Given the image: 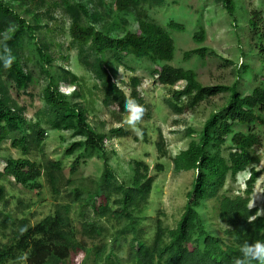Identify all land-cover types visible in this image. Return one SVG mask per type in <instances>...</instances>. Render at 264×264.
<instances>
[{"label": "rangeland", "instance_id": "1", "mask_svg": "<svg viewBox=\"0 0 264 264\" xmlns=\"http://www.w3.org/2000/svg\"><path fill=\"white\" fill-rule=\"evenodd\" d=\"M4 1H8L15 13L26 22L20 27L17 19H13L12 15H3L0 10V46L9 48L27 75V80L20 87L11 67L4 68L0 60V99L24 118L22 127L10 129L1 143L0 188H3L4 196H0V221L5 212L11 211L36 223L52 211L55 203L45 177L41 178V187L31 189L16 184L14 179L4 174L7 159L22 156L20 149L15 148L12 142L23 132L31 136L40 127L44 130L39 145L33 147L27 157L43 164L48 160L60 161L66 178L70 175L75 158L80 156L81 163L72 175L74 183L65 187L67 192L81 183L94 187L95 182L103 176L105 163L100 153L82 147L71 154L67 153L68 148L74 142L83 140L84 136L78 135L75 130L53 128L51 125V107L44 99V90L51 78L46 69H51L59 90L72 102L81 105L87 103V121L98 132L108 134L106 159L114 170L116 168L118 182L130 181L134 160H143L149 165V174L154 181L148 204L142 211H136L140 217L138 230L144 227L142 235L150 238L155 233L154 224L158 218L167 227L176 226L196 172L194 169L176 170L173 156L187 148L192 139H199L205 121L213 111L226 105L230 92L205 98L194 108L175 113L166 100L172 97L174 90L181 89L184 82L162 85L157 74H154L157 65L149 58L107 52L105 58L112 80L124 89L128 97L132 90V78L138 76L141 80L138 91L144 101L140 103L144 114L137 124L140 129L137 134L126 123L127 112L113 114V111H118L117 106L109 109L102 104L103 91L99 80L81 60L82 54L91 62L95 54L89 45L82 46L73 39L70 31L72 22L78 19L84 25L92 24L98 30L108 31L113 37H120L127 32H139L140 20L162 26L176 20L185 29L170 30L175 44L174 58L170 64L194 70L204 85L237 83L239 90L247 94L256 86L264 87V56L261 50L264 0H235L234 18L229 16L223 0H131L125 9L118 7V0ZM254 10L263 18L258 30L251 29L249 24ZM26 24H30L32 29H28ZM201 29L205 30V35L201 41H197L195 34ZM196 48H206L207 51L204 55L192 53L186 58L185 53ZM37 122L39 126L33 128ZM116 127L122 128V131L111 133ZM252 127L260 130L259 126ZM262 130L264 133V126H261ZM159 131L168 147V154L162 158L156 147ZM254 151L261 155L260 162L255 164L260 175L254 183L250 205L257 206L260 214H264V135L262 145H256ZM227 152L226 145L223 154ZM158 162L164 165L161 171L155 167ZM249 174L250 170L247 169L235 178L228 176L222 191L231 195L241 194L246 188ZM20 200L30 203L31 207L24 210L20 209L21 206L18 208ZM212 205L211 201H206L199 209L208 228L225 239V225L215 215ZM73 210L79 237L86 241L87 238L81 234L85 219L106 226L101 233L109 243H112L113 234L126 223L124 219L117 222L94 217L91 206L79 203L74 204ZM126 237H132L129 229L126 230ZM120 240L123 244L124 239ZM126 248L121 249L119 255L125 257ZM92 256L93 250H80L71 256L70 264H90ZM20 263L9 261L7 264Z\"/></svg>", "mask_w": 264, "mask_h": 264}, {"label": "trees", "instance_id": "2", "mask_svg": "<svg viewBox=\"0 0 264 264\" xmlns=\"http://www.w3.org/2000/svg\"><path fill=\"white\" fill-rule=\"evenodd\" d=\"M130 3L131 0L117 1L120 9L127 8ZM223 3L229 16L234 18L236 1L223 0ZM0 10L3 15H12L13 19H17L20 27L25 24L26 20L15 13L8 1L0 0ZM262 21L263 18L255 10L251 12V29L258 30ZM26 26L32 29L30 24ZM184 29V25L176 20H170L168 26L140 20L139 32L113 37L108 31L98 30L92 24L84 25L74 19L70 30L75 41L82 46L89 45L95 54L91 62L82 54L81 60L99 80L103 91L102 104L109 109L118 107V111H113V114L125 113L124 101L129 98H134L139 104L144 101L138 91L141 82L138 76L132 78L129 97L112 80L105 58L107 52L111 51L149 58L157 65L154 74H157L162 85L172 86L184 82L183 87L174 90L172 97L166 100L175 113L194 108L205 98L230 92L226 105L213 111L205 121L199 139H192L187 148L173 156L176 170L194 169L196 172L192 188L187 192V203L176 226L167 227L158 218L154 224L155 233L150 238L142 235L145 229L140 227L138 230L140 217L136 211H142L149 201L154 181L149 174V165L143 160H134L130 181L118 182L116 168L114 170L106 159L105 142L108 134L92 127L87 121V103L81 105L72 102L59 90L51 69H46L51 78L45 87L44 99L51 107L52 127L75 130L78 135L84 136L83 140L74 142L67 153L71 154L80 147L100 153L104 158V172L100 181H94V187L81 183L67 192L65 187L74 183L72 175L81 163L80 156L75 158L70 175L66 178L60 161L48 160L43 164L27 157L31 149L39 145L45 133L41 127L31 136L23 132L14 139L12 145L20 149L22 156L8 158L4 174L14 179L16 184L31 189L41 187V178L45 177L55 203L52 211L36 223H31L24 215L5 212L0 221V264L9 261L70 264L71 256L80 250H93L90 264H233L245 241L264 240V214H260L257 206L250 205L254 183L260 175L255 164L260 162L261 155L254 150L256 145H262L264 135L261 131V126H264V87L256 86L246 94L239 90L237 83L204 85L194 70L172 66L170 61L174 58L175 44L170 30ZM204 35L205 30L201 29L195 34V39L201 41ZM0 50L3 56L11 54L6 45H1ZM261 50L264 56V37ZM206 51V48H196L187 51L185 56L187 58L192 53L204 55ZM11 69L18 85L22 87L27 75L15 58ZM23 121L21 114L0 99V149L10 129L21 128ZM253 125L259 126L260 130L251 128ZM38 126L37 122L33 128ZM119 131L122 128L116 127L111 133ZM226 145L228 152L223 154ZM156 147L160 158L168 154L167 144L160 131ZM155 167L161 171L164 165L158 162ZM247 169L250 174L241 194L231 195L222 191L228 176L235 178ZM0 196H4L3 188H0ZM206 201L212 202L215 215L225 225L223 232L227 238L220 237L208 228L199 209ZM75 203L91 206L94 217L117 222L124 219L126 223L113 234L112 243H109L101 233L107 227L95 220L85 219L81 234L88 241L83 240L79 237L72 215ZM30 207V203L19 201L18 208L24 210ZM127 229L132 233L130 238L126 237ZM121 238L124 239L123 244ZM125 246L124 257L119 252Z\"/></svg>", "mask_w": 264, "mask_h": 264}, {"label": "clouds", "instance_id": "3", "mask_svg": "<svg viewBox=\"0 0 264 264\" xmlns=\"http://www.w3.org/2000/svg\"><path fill=\"white\" fill-rule=\"evenodd\" d=\"M7 51V49H6ZM3 67H11L14 57L11 54L0 57ZM124 110L127 112V125L132 131L139 134L140 129L137 127L138 122L142 119L144 108L134 98L124 101ZM240 255L235 258L233 264H264V240H256L253 242L245 241L239 248Z\"/></svg>", "mask_w": 264, "mask_h": 264}]
</instances>
